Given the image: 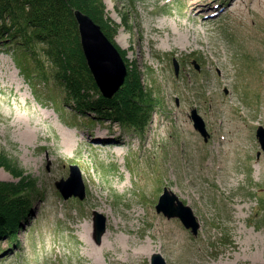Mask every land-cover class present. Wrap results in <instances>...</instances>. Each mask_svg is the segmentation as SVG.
<instances>
[{"label":"rangeland","instance_id":"rangeland-1","mask_svg":"<svg viewBox=\"0 0 264 264\" xmlns=\"http://www.w3.org/2000/svg\"><path fill=\"white\" fill-rule=\"evenodd\" d=\"M102 1L113 43L155 97L150 123L80 110L44 45L32 54L0 28V155L11 165L0 180L20 183L18 170L32 200L16 240L0 238V264H152L155 252L167 264H264V0ZM75 164L84 199L56 184ZM165 187L192 207L197 234L158 212ZM95 211L107 218L100 243ZM144 244L151 253L136 255Z\"/></svg>","mask_w":264,"mask_h":264},{"label":"trees","instance_id":"trees-1","mask_svg":"<svg viewBox=\"0 0 264 264\" xmlns=\"http://www.w3.org/2000/svg\"><path fill=\"white\" fill-rule=\"evenodd\" d=\"M76 9L92 16L112 41L117 25L107 17L102 0H0V28L4 36L18 38L21 48L29 49L32 54L37 52L38 42L44 45L80 110H96L104 119L144 129L155 109L153 93L147 92L138 69L130 68L124 50L116 44L128 72L125 83L114 97L103 96L83 53ZM8 161L0 155V163L10 168ZM14 171L22 178L20 183L0 180V238L10 236L16 240L32 200L31 182L18 170Z\"/></svg>","mask_w":264,"mask_h":264},{"label":"water","instance_id":"water-1","mask_svg":"<svg viewBox=\"0 0 264 264\" xmlns=\"http://www.w3.org/2000/svg\"><path fill=\"white\" fill-rule=\"evenodd\" d=\"M77 24L79 26V35L84 56L87 65L91 70L93 78L100 88L104 97L112 98L121 86L125 83L128 72L127 65L123 56L120 54L116 44L103 31L99 23L92 16L83 12L81 9L74 10ZM176 70L179 64L176 63ZM191 117L194 119V126L204 138L208 136L203 118L200 117L196 109H193ZM257 136L261 147L264 149V126L260 125L257 130ZM261 153V151L259 152ZM64 198L72 196L85 198L86 187H84L81 169L79 165H71L70 174L67 178H62L56 182ZM157 205L158 212H162L169 218L178 216L186 227L192 229L194 234L198 233L200 223L193 209L189 204H184L179 196L167 187L164 188ZM95 219V239L100 243L102 236L107 231V218L100 212H94ZM152 264H167L161 253L155 252L151 258Z\"/></svg>","mask_w":264,"mask_h":264},{"label":"bare ground","instance_id":"bare-ground-1","mask_svg":"<svg viewBox=\"0 0 264 264\" xmlns=\"http://www.w3.org/2000/svg\"><path fill=\"white\" fill-rule=\"evenodd\" d=\"M201 9H204V8L201 7ZM212 12H215V11H211V13H212ZM211 13H210V14H211ZM118 44L122 45L123 47L126 46V44H124L123 41H119V40H118ZM94 136L97 137L98 140H101V141H107V140H105L106 136H105L104 134L97 133V134L94 135ZM116 140L119 141L118 139H115V141H116ZM123 187H124V185H123ZM125 187H126V186H125ZM127 239H128V237H127ZM125 247H126L128 250H130L129 245H125ZM142 251H144L146 254H150V253H151L150 245H148V244H144L141 248H136V247H135V248L133 249V252H134L136 255L142 253ZM216 264H230V263H229V262L221 261L220 263H216Z\"/></svg>","mask_w":264,"mask_h":264}]
</instances>
